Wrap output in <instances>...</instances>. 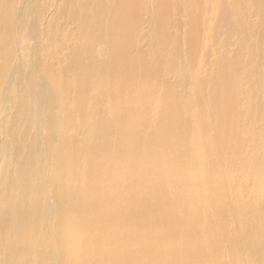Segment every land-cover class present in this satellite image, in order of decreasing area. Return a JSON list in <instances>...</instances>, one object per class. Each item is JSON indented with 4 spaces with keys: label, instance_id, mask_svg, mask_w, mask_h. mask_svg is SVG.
Here are the masks:
<instances>
[{
    "label": "bare ground",
    "instance_id": "bare-ground-1",
    "mask_svg": "<svg viewBox=\"0 0 264 264\" xmlns=\"http://www.w3.org/2000/svg\"><path fill=\"white\" fill-rule=\"evenodd\" d=\"M16 1L0 264H264V0Z\"/></svg>",
    "mask_w": 264,
    "mask_h": 264
},
{
    "label": "rangeland",
    "instance_id": "rangeland-1",
    "mask_svg": "<svg viewBox=\"0 0 264 264\" xmlns=\"http://www.w3.org/2000/svg\"><path fill=\"white\" fill-rule=\"evenodd\" d=\"M19 1V2H18ZM29 1V0H28ZM27 2V1H26ZM57 3V0H52L51 1V3H50V5L48 6V8L45 10V12H44V16L46 17V18H48V17H50V15H51V13H52V10H53V8L55 7V4ZM23 4H21L20 3V0H17L16 2H15V6H16V10H22V6ZM23 7H24V12H27V6L26 5H23ZM23 12V13H24ZM208 12V11H207ZM29 18H30V16H29ZM29 18H26L25 20H24V22H23V27L22 28H20V30L17 32V34H16V43H15V41L13 40L12 41V43H11V45L12 46H14L15 47V49H14V52H15V54H13L12 55V58H11V62H9V64H8V66H7V69H5L4 70V72H5V74H4V72L1 74V76H0V97H3V96H6V95H8V94H10V95H12L13 96V98H15L16 97V88L14 87L16 84L14 83L15 82V80L17 79V78H19V70L18 69H16V65L15 64H17L18 63V60H19V58H20V51L22 52V45H23V42H24V40H26V42H28V45H32L33 47H34V45L35 44H37L35 47V49H38L37 51H41L42 49L41 48H43V44H42V41H41V39H40V37H38L37 39L36 38H34L32 35H31V32L29 31L28 33L29 34H27V32L26 31H28L27 29L28 28H30L31 27V24L29 25V23H31L30 21H29ZM28 21H29V23H28ZM27 25H29V27L27 26ZM37 26H40V27H42V28H44V26L42 25V24H40V23H38L37 24ZM21 31H24V32H21ZM19 32H20V36H19ZM205 31L204 32H200V36H202V37H204L205 36ZM19 36V37H18ZM18 38V39H17ZM55 38L56 39H58V36H55ZM25 42V43H26ZM30 42V43H29ZM42 45V46H40V45ZM40 48V49H39ZM14 63V64H13ZM13 65V66H12ZM15 66V67H14ZM13 67H14V69H13ZM9 68V69H8ZM16 70V72H14ZM7 71V72H6ZM8 75H10V76H8ZM5 77V78H4ZM9 78H11V80L12 81H14L11 85L13 86H11V88H10V84H8L9 82L7 81V79L9 80ZM170 79H173V76H170ZM5 82V83H4ZM3 83H4V85H3ZM7 85V86H6ZM2 86H3V88H2ZM6 87V88H5ZM2 88V89H1ZM8 89V90H7ZM190 100H191V102L192 103H194L195 102V97L192 95L191 97H190ZM42 105V106H41ZM45 106H46V104L44 105V104H41L40 103V107H41V111L42 112H44V108H45ZM149 115V117H154V115L152 114V113H149L148 114ZM10 117V115H8L7 116V118H9ZM8 120H10V119H5V117H4V115L2 114V113H0V139H1V137H2V134H1V129L6 125V124H8L9 123V121ZM45 120V116H44V114L42 113V114H40V115H35L34 114V112H33V109L32 110H29V111H27V115L26 116H24V119H23V121H22V124H21V126L19 127L20 129H22V130H24L25 129V125H26V122H28L29 123V128H28V130L29 131H31L33 134L36 132V133H39V132H41L42 130H44V127H43V121ZM188 121V123L186 124V126H185V128H184V130H183V132L181 133V134H183L184 132H186V134H188V131H187V126H188V128H190L191 127V121H190V119L189 120H187ZM189 124V125H188ZM169 132L170 133H176V130H175V128H170L169 129ZM21 134V133H20ZM32 134V135H33ZM186 137H187V135H185ZM29 138H31L32 136H28ZM25 144H26V142H24ZM18 145L21 147V143H18ZM2 149V150H1ZM0 150H1V152H0V157L3 155V154H5V153H7L6 152V149H4L2 146H1V143H0ZM3 153V154H2ZM2 154V155H1ZM13 158V156L11 157V159ZM0 166H1V162H0ZM0 169H1V167H0ZM1 174V173H0ZM6 176V175H5ZM5 179V178H4ZM3 179H1V176H0V189H3V187H2V185H3ZM113 190H115V191H119V188H117L115 185L113 186ZM111 210H113V207L112 208H110V211ZM43 225V224H42ZM45 225L46 226H49V225H47L46 223L44 224V226L41 228V230H43L44 228H45Z\"/></svg>",
    "mask_w": 264,
    "mask_h": 264
}]
</instances>
